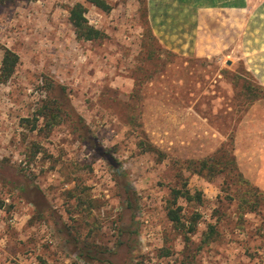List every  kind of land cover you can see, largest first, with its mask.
Masks as SVG:
<instances>
[{
	"label": "rangeland",
	"instance_id": "374dc122",
	"mask_svg": "<svg viewBox=\"0 0 264 264\" xmlns=\"http://www.w3.org/2000/svg\"><path fill=\"white\" fill-rule=\"evenodd\" d=\"M107 1L0 0V65L18 55L0 81V264H264V87L226 18L156 29L148 0ZM76 2L103 37L76 36ZM183 179L202 197L178 199L177 226Z\"/></svg>",
	"mask_w": 264,
	"mask_h": 264
},
{
	"label": "crops",
	"instance_id": "0c3cea01",
	"mask_svg": "<svg viewBox=\"0 0 264 264\" xmlns=\"http://www.w3.org/2000/svg\"><path fill=\"white\" fill-rule=\"evenodd\" d=\"M205 12L216 17L224 15L226 19L222 21L226 22L229 32V48H233V55L238 59H243L246 70L264 87V0H148L149 18L156 29L190 26L199 30L205 26L201 15ZM189 15H193L190 20ZM215 19L208 24L213 26ZM239 41L243 46L241 55L237 56ZM198 42L199 33H196L194 44Z\"/></svg>",
	"mask_w": 264,
	"mask_h": 264
},
{
	"label": "trees",
	"instance_id": "16d2710c",
	"mask_svg": "<svg viewBox=\"0 0 264 264\" xmlns=\"http://www.w3.org/2000/svg\"><path fill=\"white\" fill-rule=\"evenodd\" d=\"M87 2L93 4L97 8L108 12L111 9V5L107 0H86ZM86 6L81 2L74 3L69 9V16L68 19L75 31L76 36L79 39L84 40H95L103 37L104 33L96 28L95 26L91 25L88 22L86 17ZM18 63V55L13 52L12 50L6 48L4 49L1 65H0V81H6L11 77L13 74L16 64ZM151 148V145L148 146V149ZM221 166L218 167L217 164ZM234 163L233 156H225L224 161L218 162H209V160H203L198 162V165L195 167H189L188 170L192 172H196L197 174H203L205 172H209L210 174H215L219 170H223L229 164L232 166ZM187 168V167H185ZM202 197L201 191H195L191 193L190 189L187 187L186 180L183 179L180 187L173 188L171 190V200H169L167 206V217L171 220L175 225L181 224V216L180 205H177L178 199L183 198L187 201L197 200L200 201ZM175 206V207H174ZM210 233L207 234V238H209L210 234L213 232V227H210Z\"/></svg>",
	"mask_w": 264,
	"mask_h": 264
}]
</instances>
